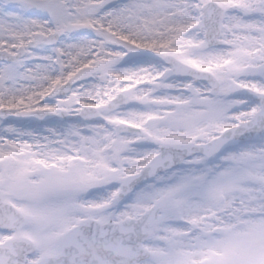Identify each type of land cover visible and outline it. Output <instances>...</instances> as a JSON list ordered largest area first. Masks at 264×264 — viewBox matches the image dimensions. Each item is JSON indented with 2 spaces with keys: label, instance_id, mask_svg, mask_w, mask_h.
Instances as JSON below:
<instances>
[{
  "label": "snow or ice",
  "instance_id": "obj_1",
  "mask_svg": "<svg viewBox=\"0 0 264 264\" xmlns=\"http://www.w3.org/2000/svg\"><path fill=\"white\" fill-rule=\"evenodd\" d=\"M0 264H264V0H0Z\"/></svg>",
  "mask_w": 264,
  "mask_h": 264
}]
</instances>
